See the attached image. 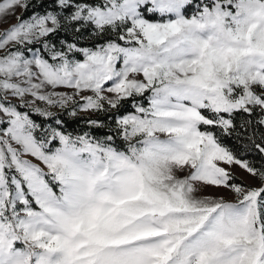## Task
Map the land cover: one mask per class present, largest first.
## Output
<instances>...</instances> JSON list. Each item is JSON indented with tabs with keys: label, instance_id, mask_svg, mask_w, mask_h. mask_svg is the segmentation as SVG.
<instances>
[{
	"label": "snow or ice",
	"instance_id": "6c2138e0",
	"mask_svg": "<svg viewBox=\"0 0 264 264\" xmlns=\"http://www.w3.org/2000/svg\"><path fill=\"white\" fill-rule=\"evenodd\" d=\"M0 264H264V0H0Z\"/></svg>",
	"mask_w": 264,
	"mask_h": 264
},
{
	"label": "rangeland",
	"instance_id": "374dc122",
	"mask_svg": "<svg viewBox=\"0 0 264 264\" xmlns=\"http://www.w3.org/2000/svg\"><path fill=\"white\" fill-rule=\"evenodd\" d=\"M234 171L240 178L244 179L246 183H255L254 180H252L246 173H243L239 168H235Z\"/></svg>",
	"mask_w": 264,
	"mask_h": 264
}]
</instances>
